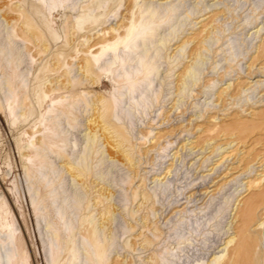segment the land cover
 <instances>
[{"label": "rangeland", "instance_id": "1", "mask_svg": "<svg viewBox=\"0 0 264 264\" xmlns=\"http://www.w3.org/2000/svg\"><path fill=\"white\" fill-rule=\"evenodd\" d=\"M247 204L264 264V0H0V264H227Z\"/></svg>", "mask_w": 264, "mask_h": 264}, {"label": "bare ground", "instance_id": "2", "mask_svg": "<svg viewBox=\"0 0 264 264\" xmlns=\"http://www.w3.org/2000/svg\"><path fill=\"white\" fill-rule=\"evenodd\" d=\"M152 17H153V13L150 14V18L148 20L138 21L136 24L130 25V27H128V29L126 30V33L120 38L119 41L116 39L113 42L106 43L105 48L113 46L111 48L114 49V46L116 45V42L118 41L117 45H119L118 47H121L120 49L122 51V55H121L122 57H119V50H118L117 52H115L113 57L111 56L112 58L110 61H106L107 59L102 60V58H103L102 54L105 50V48L103 46V47H101V51H99V53H97V55L92 57L91 62L84 65L85 70L86 71L91 70L93 72V70H95V68H101V70L103 72H106V71L113 72V71H116V69L115 68L111 69V68H112V65L115 64V62L117 60L119 62V70L122 72V75L120 78H118L114 74L115 76H112L111 80L113 79L114 82L126 81L124 84H121V83L117 84V86L115 87V88H117L116 89L117 92L119 89H121V87H123V85H125V86H127V91L132 93V91H134L141 83L143 84V82L149 80L148 77L154 69L152 66L154 64H150V61H149V58H151V57L147 58L148 54L146 57V53H144V54L137 56L136 60H135V55H137L136 50L139 46L137 40L139 42L141 41V43L144 45V41L146 39H148V35H151L150 32L148 33V29H146L143 25L147 24L152 19ZM82 20H83V17H82ZM99 40H97V41H99ZM94 43L98 44L97 42H94ZM144 52H146V51H144ZM6 54H7V52H6ZM131 54H133L132 57H130ZM130 61L134 62L133 65L135 66L134 67L135 69H131L130 71L124 70L125 64L127 63L128 65H130V63H131ZM152 63H153V61H152ZM117 66H118V64H117ZM130 68H132V67L130 66ZM148 83H146V85H148ZM116 99L112 102V110H113V108L116 107V104L119 101ZM252 210H254V209L251 207V205L247 204L241 210L238 211L237 217H239V221H240V222L238 221L240 224L237 227L238 228V230H237L238 238L230 250V255H229V259H228L227 264H246V261L248 259H251V258H248V256L251 255L250 252L252 251V250L250 251L249 249L252 247V244H255V243H253L254 240L252 238L250 228L248 227L247 224H249V221L251 220V218H253L252 214L254 212L252 213ZM230 241H231V239H229L227 242H230ZM248 250L250 251L249 252L250 255L248 254ZM215 260H214V262H215Z\"/></svg>", "mask_w": 264, "mask_h": 264}]
</instances>
